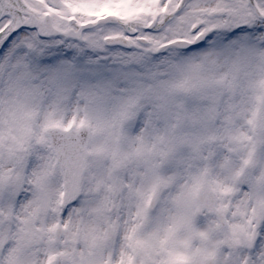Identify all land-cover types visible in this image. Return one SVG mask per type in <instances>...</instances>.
<instances>
[{"label": "snow or ice", "instance_id": "6c2138e0", "mask_svg": "<svg viewBox=\"0 0 264 264\" xmlns=\"http://www.w3.org/2000/svg\"><path fill=\"white\" fill-rule=\"evenodd\" d=\"M0 264H264V0H0Z\"/></svg>", "mask_w": 264, "mask_h": 264}]
</instances>
